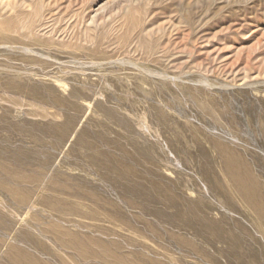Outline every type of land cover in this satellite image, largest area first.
Masks as SVG:
<instances>
[{
    "label": "rangeland",
    "instance_id": "1",
    "mask_svg": "<svg viewBox=\"0 0 264 264\" xmlns=\"http://www.w3.org/2000/svg\"><path fill=\"white\" fill-rule=\"evenodd\" d=\"M264 264V0H0V264Z\"/></svg>",
    "mask_w": 264,
    "mask_h": 264
},
{
    "label": "bare ground",
    "instance_id": "2",
    "mask_svg": "<svg viewBox=\"0 0 264 264\" xmlns=\"http://www.w3.org/2000/svg\"><path fill=\"white\" fill-rule=\"evenodd\" d=\"M18 264H27V263H24V262H19Z\"/></svg>",
    "mask_w": 264,
    "mask_h": 264
}]
</instances>
